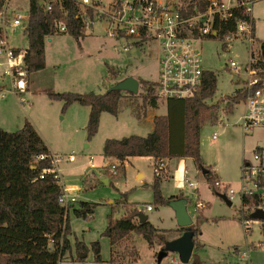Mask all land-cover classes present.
Segmentation results:
<instances>
[{"label":"rangeland","instance_id":"1","mask_svg":"<svg viewBox=\"0 0 264 264\" xmlns=\"http://www.w3.org/2000/svg\"><path fill=\"white\" fill-rule=\"evenodd\" d=\"M229 5L234 6L235 0ZM8 6L11 11L20 10L27 14L30 5L29 0H10ZM251 16L254 20L253 42L242 39L226 42L219 38L196 42L202 55L203 70L214 73L217 78L216 93L207 103L211 107L219 105L216 111L218 119L205 123L200 133L202 166L204 171L210 172L212 179L209 181L203 170H198L188 159L190 161L186 164L190 178L197 186L191 188L183 184L179 189L177 184L182 177L178 168L180 159L165 160L169 162L170 172L169 178H162L161 193L167 200L178 195L185 197L193 227L199 230V241L189 264L194 260L200 264H264L261 224L249 219L251 230H247L240 221L243 214L241 198L235 196L231 205L220 198L226 188L239 192L244 159H252L256 148L264 144L262 130L248 135L241 130L238 121L244 110L242 102L231 108L220 102L244 87L252 52L257 53L264 42V0L254 3ZM12 31H7L10 45L27 48V36L23 29ZM123 47L122 42L105 35L99 22L86 28L79 40L69 34H55L45 40V70L29 74V93L21 94L31 104L22 105L19 98L12 94L0 99V128L15 132L26 122L34 125L47 147L55 155L63 157L59 164L61 184L80 187L75 207L79 208L82 202L93 206L90 219L78 217L70 211L67 239L71 247L59 264H183L177 253L168 252L164 256L161 254L162 245L155 243L150 246L136 233L129 234L114 246L104 235L110 219L118 220L133 208L142 209L147 205L152 210L144 214L158 233L164 234V246L184 234L179 230L169 204L155 203L153 158H130L123 166L120 163L115 176L111 166L102 167L110 164L108 160L103 161L102 149L106 140L131 135L145 137L153 131L154 117L168 112L167 101L158 97L156 108L145 103V89L140 83H155L158 80L161 52L157 43H147L128 52L123 51ZM231 62L237 65V70L230 69ZM113 72L116 75L109 76ZM120 77H132L139 81V92L133 95L123 91L118 115L103 113L99 130L90 140L85 131L89 107L75 103L63 110L62 102L50 100L47 96L48 92L104 94ZM3 85L7 82L0 83V87ZM214 133L218 135L216 140L212 139ZM70 154L74 156L73 161L67 159ZM91 156L97 165L95 170L87 169ZM216 181L225 187L215 188ZM199 204L204 207L199 208ZM244 213L250 216L247 210ZM96 244L100 249V260L96 259L93 249ZM78 245L84 248L83 252L78 251ZM237 251L240 253L237 254ZM243 253H246L245 257L241 256ZM82 255L85 258L78 260Z\"/></svg>","mask_w":264,"mask_h":264},{"label":"trees","instance_id":"2","mask_svg":"<svg viewBox=\"0 0 264 264\" xmlns=\"http://www.w3.org/2000/svg\"><path fill=\"white\" fill-rule=\"evenodd\" d=\"M5 0H0V11ZM45 3H52V11H45ZM182 12L191 15L194 8L205 11L208 2L206 0H181ZM29 20L25 26L28 48L26 65L29 74L45 70V40L55 34L56 20H65L69 34L79 40L84 36V26L76 18L78 5L74 0H29ZM66 13V15H65ZM238 21L252 24V36L254 37V20L244 13L241 7L233 8L231 16L227 19L215 21L217 35L214 38L225 39L232 31L236 30ZM252 52L251 68L259 74H264V42L260 44L257 53ZM116 73H111V77ZM205 85L201 92L188 100H168V112L163 116L154 117V128L145 137L131 135L122 139H108L104 142L102 155L106 159L120 162L122 166L130 158L150 157L154 160L190 159L198 170H203L200 155V133L205 123L217 120L219 105H208L207 101L216 93L217 78L214 73H205ZM117 81L112 85L114 86ZM145 89L143 95L146 104L157 107L156 82H140ZM111 86V87H112ZM244 88H238L231 97L219 100L226 107H234L245 98ZM50 100L63 103V110L74 103H80L89 107L88 122L85 127L88 140L92 139L99 130L102 113L118 115L119 102L122 97L120 91H106L104 94L95 92H48ZM51 152L44 140L29 122L15 132H7L0 128V264H59L66 252L70 249L67 239L69 228V211L58 203L61 186L53 175L44 174L43 170L51 167L50 159L37 160L40 155H48ZM210 181V172L204 173ZM162 177H156L152 185L156 204H166L161 193ZM124 199H127L126 194ZM242 209L252 210L257 207L259 201L256 198H243ZM76 216L87 218V214H93V206L82 202L79 208L71 206ZM244 211H242L243 213ZM143 214L138 209H132L118 220L110 219L104 235L111 244L117 245L131 233L142 236L150 246L155 243L162 245L165 242L164 234L158 233V229L149 222H139V215ZM246 219H252L246 216ZM242 220V219H241ZM240 220V221H241ZM182 232L186 228L179 229ZM190 230L195 239L199 230L191 226ZM261 233L264 238V222L261 224ZM53 241L57 248L49 250V243ZM194 248V250H195ZM78 251L84 250L78 245ZM97 260H100V249L93 246ZM81 254V253H80ZM85 258V255L83 256ZM78 260H82L79 256ZM192 264H200L194 260Z\"/></svg>","mask_w":264,"mask_h":264},{"label":"built area","instance_id":"3","mask_svg":"<svg viewBox=\"0 0 264 264\" xmlns=\"http://www.w3.org/2000/svg\"><path fill=\"white\" fill-rule=\"evenodd\" d=\"M78 5L76 18L79 19L84 30L99 22L104 28V33L108 38L117 42H122L123 51H130L141 45L156 42L161 52L159 59V74L156 81L157 97L168 100H188L196 97L205 85V71L203 70V60L201 52L196 42L201 43L206 38H214L217 35L215 21L227 19L231 16L233 8L241 7L244 13L251 16L255 2L259 0H206L208 2L205 11H199L197 7L191 15L182 12V4L178 0H74ZM10 0H5L0 11V83L7 82V85L0 87V99L7 95L17 96L22 105L31 104L26 96L21 94L28 92V70L26 65L27 48L21 49L10 45L7 31L15 28H22L25 33V26L29 20V11L26 14L20 10H9ZM45 11H52V3H45ZM66 15V13H65ZM252 17V16H251ZM59 34L68 32V25L65 20H56L54 23ZM12 31V32H13ZM235 39L253 42L252 24L250 21H238L235 31L230 32L224 39L231 42ZM255 59L251 58L249 66L246 68L248 79L244 84L246 92L242 101L244 104L243 114L239 119V126L245 135L251 134L255 130L264 132V74L251 68V63ZM230 69L237 70L234 62L230 63ZM217 133L212 135L216 140ZM50 159L51 167L43 170L44 174L53 175L61 186V193L58 203L65 207L69 213L71 206L78 203L80 187L78 185L66 186L60 182L59 164L63 157L53 153L40 155L36 159ZM68 161H73L74 156L70 154ZM116 162V163H114ZM110 162L112 174L117 175L120 162ZM97 165L94 158H88L87 169L95 170ZM86 169V170H87ZM167 170L165 160L154 161V174L162 177ZM242 185L238 193L233 190H224V195L231 201L235 196L243 198H256L259 203L252 210L243 208L251 214L257 210L264 212V144L257 147L252 159H244L241 168ZM181 186L188 185L195 188L197 183L191 181L190 172L187 168L181 170ZM215 188L225 187L219 181L214 183ZM204 206L199 204V208ZM140 213L152 210L150 205L142 209L137 208ZM245 209V210H244ZM243 212L241 221L247 230H251L250 221L245 219ZM92 218V214H87V219ZM260 224L263 222L259 221ZM53 241L49 243V250L55 251ZM246 256V253L241 255ZM111 264V263H109Z\"/></svg>","mask_w":264,"mask_h":264},{"label":"water","instance_id":"4","mask_svg":"<svg viewBox=\"0 0 264 264\" xmlns=\"http://www.w3.org/2000/svg\"><path fill=\"white\" fill-rule=\"evenodd\" d=\"M140 83L132 77L127 78H117V83L112 86L109 91H120L127 92L133 95H137L139 92ZM207 171H204L206 173ZM104 183H108L105 179ZM228 205H231V201L225 196H220ZM169 206L172 208L177 220L178 228H186L184 234L177 240L173 242L166 243L164 249L162 250V255H166L168 252L177 253L180 258V262L183 264H189L192 258V254L195 248V239L190 227L193 226L194 222L187 211L188 200L184 197L176 198L168 202ZM252 220L264 222V212L257 210L251 214ZM148 220V216L143 214L139 215V222L144 223ZM83 258V255L81 256ZM161 257H159V260Z\"/></svg>","mask_w":264,"mask_h":264},{"label":"crops","instance_id":"5","mask_svg":"<svg viewBox=\"0 0 264 264\" xmlns=\"http://www.w3.org/2000/svg\"><path fill=\"white\" fill-rule=\"evenodd\" d=\"M123 78H127V77H123ZM74 93H79V94H84V93H82V92H74ZM87 93V92H86ZM32 94V93H31ZM75 105V103L72 105V106H74ZM71 106V107H72ZM102 115H103V113L101 114V118H102ZM101 118H100V121H101ZM33 127L36 129V127L33 125ZM36 131H37V129H36ZM38 132V131H37ZM40 135V134H39ZM43 139V138H42ZM45 142V141H44ZM46 144V143H45ZM47 146V145H46ZM49 149V148H48ZM49 151L51 152V153H53L50 149H49ZM54 154V153H53ZM106 160H108L109 162H114V160H112V159H106V158H104L103 157V161H106ZM155 161V160H154ZM188 161H190V160H188V159H181V160H179V163H178V165H179V172L181 171V170H183L184 168H187V162ZM104 163V162H103ZM167 165H168V169L166 170V172L162 175L163 177L162 178H165L166 176L169 178V172H170V166H169V162L167 163ZM188 169V168H187ZM85 170V169H84ZM167 178V179H168ZM71 186V185H70ZM177 187L179 188V187H181V183H178L177 184ZM180 189V188H179ZM173 197H180V195H178V196H173ZM185 198V197H184ZM173 199H176V198H173ZM173 199H171V200H173ZM170 201V200H169ZM75 208H78V207H75ZM73 212V211H72ZM196 241H199V237H197V239H196ZM238 252V251H237ZM240 252H238L237 254H239ZM193 255V254H192Z\"/></svg>","mask_w":264,"mask_h":264}]
</instances>
